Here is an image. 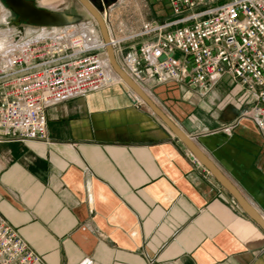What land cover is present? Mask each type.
Here are the masks:
<instances>
[{"label":"crops","instance_id":"0c3cea01","mask_svg":"<svg viewBox=\"0 0 264 264\" xmlns=\"http://www.w3.org/2000/svg\"><path fill=\"white\" fill-rule=\"evenodd\" d=\"M136 2L106 3L112 35L164 19L159 0ZM147 90L264 218V133L244 116L248 94L228 76ZM135 96L122 80L46 109L48 140L1 143L0 214L39 264H264V229Z\"/></svg>","mask_w":264,"mask_h":264},{"label":"built area","instance_id":"2783aa9c","mask_svg":"<svg viewBox=\"0 0 264 264\" xmlns=\"http://www.w3.org/2000/svg\"><path fill=\"white\" fill-rule=\"evenodd\" d=\"M168 1L164 19L144 21L137 28L120 26L116 35L109 30L102 1L109 43L99 26L85 21L51 27L54 32L48 35L10 33L0 48V144L48 140L46 109L122 81L110 63L108 46L147 94L150 82L208 90L230 77L249 96L252 108L244 116L264 133V0ZM135 99L143 101L138 95ZM40 262L0 214V264Z\"/></svg>","mask_w":264,"mask_h":264},{"label":"water","instance_id":"95a60500","mask_svg":"<svg viewBox=\"0 0 264 264\" xmlns=\"http://www.w3.org/2000/svg\"><path fill=\"white\" fill-rule=\"evenodd\" d=\"M6 6L16 15L14 24L18 27L21 24H28L36 27H64L77 24L84 20L82 15L70 14L64 11L52 10L40 7L35 0H2ZM89 13L96 20L102 37L106 43L110 42V35L107 24L102 13L94 6L90 0H79ZM107 53L110 63L115 72L122 80L171 128L175 135L180 138L192 151L195 157L200 160L215 178L238 200L243 208L258 222L264 229V218L247 201L237 187L217 168L196 146L188 135H186L178 126H176L165 113L154 103L146 92L134 82L118 64L111 46L107 47ZM165 57L162 58V60Z\"/></svg>","mask_w":264,"mask_h":264},{"label":"rangeland","instance_id":"374dc122","mask_svg":"<svg viewBox=\"0 0 264 264\" xmlns=\"http://www.w3.org/2000/svg\"><path fill=\"white\" fill-rule=\"evenodd\" d=\"M35 1L40 7H45L57 11H64L70 14L82 15L84 17L83 21L91 22L98 27L96 20L93 18V16L89 13V11L79 0H35ZM90 1L101 13H103L104 8L101 7V0H96V2H93L92 0ZM137 1L138 2L134 4L137 6L138 4H140L141 7L145 2V0H137ZM160 1L162 8L165 9V11L170 12L169 1L168 0H160ZM124 2H126L127 4L128 2H131V0H124ZM135 5L133 6L130 5L128 7H134ZM126 18H127L126 13L124 12V20H126ZM15 19H16V15L6 6V4L2 0H0V44H4L5 41H8V37L12 32H15V34L28 35V36L30 35L36 36L39 34L48 35L54 32V30L51 28L41 29V27L31 26L24 23L17 27L14 24ZM124 24H126V22H124Z\"/></svg>","mask_w":264,"mask_h":264},{"label":"bare ground","instance_id":"6f19581e","mask_svg":"<svg viewBox=\"0 0 264 264\" xmlns=\"http://www.w3.org/2000/svg\"><path fill=\"white\" fill-rule=\"evenodd\" d=\"M74 25V24H73ZM72 25H68V27H71ZM64 27H67V26H64ZM55 28V27H53ZM7 44V42L5 41L4 44H0V48H3L5 45ZM147 94V93H146ZM148 95V94H147Z\"/></svg>","mask_w":264,"mask_h":264},{"label":"flooded vegetation","instance_id":"af4514ba","mask_svg":"<svg viewBox=\"0 0 264 264\" xmlns=\"http://www.w3.org/2000/svg\"><path fill=\"white\" fill-rule=\"evenodd\" d=\"M93 2H96V0H92ZM106 3H113L115 2L116 0H104Z\"/></svg>","mask_w":264,"mask_h":264}]
</instances>
